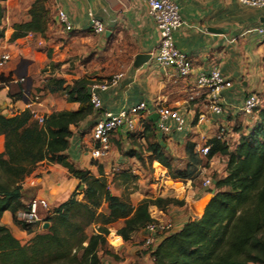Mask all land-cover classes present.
I'll return each mask as SVG.
<instances>
[{"label":"crops","instance_id":"0c3cea01","mask_svg":"<svg viewBox=\"0 0 264 264\" xmlns=\"http://www.w3.org/2000/svg\"><path fill=\"white\" fill-rule=\"evenodd\" d=\"M32 1L3 2L6 15L0 53H8L10 60L4 64L7 67L0 71V76L11 80L7 84L0 81V109H8V117L24 110L27 91L20 88L15 95L9 91V88L21 84V79L13 77L17 60L22 63L23 58L32 59L34 63L35 59L44 56L48 69L60 65V72L54 70L49 78L58 76L64 80L65 85H71L74 80L81 78L87 79L89 83H104L114 75L121 74L116 86L97 91L102 110L94 111L76 126H71L72 136L68 139L69 146L64 153L77 169L87 170L95 177L99 176L100 168L113 195L120 196L123 193L110 188L111 178L114 183L121 181V187H124L128 180L130 182L131 178H136L145 171L136 157L125 153L136 149L132 145L134 141L145 144L139 136L144 128L137 124L133 132L117 130L110 137L108 155L95 160L91 157L94 148L91 130L102 111L117 113L144 102L149 109L147 120L150 121L149 117L155 114L157 105L178 110L184 119L182 131L172 129L169 134L162 135L157 132L155 122L150 121L169 158L177 157L175 152L178 151L185 156L183 149L186 142L194 143L199 154L198 151L205 146V142L214 137L226 141L229 151H232L240 137L246 135L256 123V113L245 116L241 107L245 97L252 93L259 95L264 101V35L257 31L264 27V9L244 7L236 0H170L178 6L183 21L181 28L174 33V42L189 57L192 67L188 78H179L172 69L161 67L151 57L139 67L133 66L136 55H151L157 44L154 22L141 0H47L50 21L44 37L30 33L9 41L12 25L29 21L28 9ZM58 10L64 11L71 21L73 29L70 32H63L57 25ZM90 15L104 24L105 32L102 35H95L91 31ZM41 47L44 52L36 50ZM33 65L37 66L35 63ZM214 69L231 82V87L221 93V114H214L209 110L207 91L195 84L198 75ZM42 91L47 94L41 98L39 106L35 107L41 115L75 110L78 106L67 102L63 92H57L64 96V100L60 102L53 98L56 93H49L43 88L38 89L36 92L39 94L35 93L34 97L44 93ZM12 109L15 111L13 114ZM0 140L2 152L1 136ZM226 161V156L216 155L206 165L197 167L202 181L205 178L211 179L208 188L197 186L190 179L169 181L179 185L180 190L169 187L171 184L166 185L169 178L164 172H168V169L162 163L154 162L149 166L153 167V180L157 176L159 189H163L154 195L140 192L131 194V203L136 206L145 198L183 201L182 206H169L165 212L155 207L149 208L153 218L170 220L179 229L189 219L202 215L207 204L203 202L205 197L211 191L214 194L216 192L214 178H221L226 174ZM78 182L60 165L41 162L22 184V202L26 207L31 199L43 198L54 209L71 196ZM133 195H137L135 203ZM78 199H81V195H78ZM197 208L201 209L198 214L195 211ZM0 222L16 239L17 236H30L13 224L9 212L3 214ZM122 225L123 221H117L108 227L107 255L101 258L100 264H152L149 253L142 251L139 245L146 236L145 231L135 233L131 240L124 242L116 233ZM36 230L38 231L37 228Z\"/></svg>","mask_w":264,"mask_h":264},{"label":"trees","instance_id":"16d2710c","mask_svg":"<svg viewBox=\"0 0 264 264\" xmlns=\"http://www.w3.org/2000/svg\"><path fill=\"white\" fill-rule=\"evenodd\" d=\"M5 0H0V42L4 38L3 21ZM47 0H33L29 21L12 25L9 41L30 33L44 37L50 21ZM10 78L0 76L7 84ZM7 81V82H6ZM89 81L77 79L65 85L62 78L53 77L44 82L49 93L63 92L67 102L77 104L75 110H62L44 115L43 123L33 119L30 111L13 116L0 113V219L5 212L12 215L17 226L30 238L21 244L10 231L0 224V264H100L106 256L108 227L123 221L117 235L127 242L147 224L154 222L150 207L165 212L169 206H182L183 201L168 198H145L134 206L128 195H113L99 168V176L77 169L65 153L71 126L94 112L89 101ZM257 120L246 135H242L234 150L229 151L226 141L211 138L205 142L208 153L200 155L195 144L186 142L183 153L186 164L174 170L172 158L157 139L156 131L148 120L142 122L139 134L145 144L125 152L136 157L143 167L162 163L174 179L195 180L197 167L206 165L214 156H226V174L214 178V196L202 215L189 219L179 229L174 227L165 235H156V246L151 252L152 264H264V101L256 111ZM41 162L57 164L67 169L78 180L71 196L51 211L48 228L28 226L16 219L24 210L21 182ZM82 188L80 189V187ZM81 195V199H78ZM196 213H200L197 208ZM95 230L88 235V227ZM146 235V233H145Z\"/></svg>","mask_w":264,"mask_h":264},{"label":"built area","instance_id":"2783aa9c","mask_svg":"<svg viewBox=\"0 0 264 264\" xmlns=\"http://www.w3.org/2000/svg\"><path fill=\"white\" fill-rule=\"evenodd\" d=\"M149 16L152 18L157 32V44L155 52L150 57L161 67L170 68L179 78H188L191 75L192 67L189 57L179 50L174 42V33L181 28L183 21L180 16L178 6L170 0H141ZM239 5L249 8L264 9V0H236ZM90 29L95 35H102L105 32V26L101 20L90 15ZM56 23L63 32H70L73 29L72 23L67 14L58 10L56 12ZM264 35V27L257 29ZM10 60V55L6 52L0 53V68ZM121 74L114 75L109 81L104 83L93 82L88 86L89 101L94 111L102 110V102L97 91H104L109 86H116ZM23 79L19 81L21 83ZM15 82V81H14ZM17 83V82H16ZM195 84L200 89H205L208 96V108L214 114L223 112L221 106V93L231 87L228 81L218 70L214 69L208 73H201L197 76ZM41 100L35 96L33 100L24 105V110L30 111L33 119L39 124L43 123L44 115H41L36 109ZM263 100L257 94H249L245 97L241 112L245 116H252L262 105ZM149 109L144 102L138 103L130 108L120 110L117 113L102 111L101 117L93 124L91 138L94 148L91 151V157L95 160L102 159L108 155L109 142L111 135L117 130L124 129L127 132H133L136 125L147 120ZM157 115L155 128L162 135H167L172 129L182 131L184 119L178 110L168 108L164 105H157L154 109ZM208 146L199 149L200 155L208 153ZM211 185V179L205 178L202 181V187L208 188ZM51 210L47 201L43 198L31 199L24 210L16 213L18 222L32 227H41L46 223ZM147 224L144 228L146 236L140 244L141 250H145L151 257V252L156 246V235H165L174 229V224L170 220H157ZM13 221V219H12ZM1 224V222H0ZM13 224L17 226V224ZM20 229V228H19ZM152 259V257H151Z\"/></svg>","mask_w":264,"mask_h":264},{"label":"rangeland","instance_id":"374dc122","mask_svg":"<svg viewBox=\"0 0 264 264\" xmlns=\"http://www.w3.org/2000/svg\"><path fill=\"white\" fill-rule=\"evenodd\" d=\"M126 42H127V40H126ZM43 49L44 48L41 47V48H37L36 50H39L40 52H44V51H42ZM22 61H23L22 63L21 62L18 63V60H17V67L15 68V72H14V77L13 78H16L17 80L23 79V81L21 82L19 87H17V85H16V87L14 86L13 88H9V91L11 90V93L15 95V93H17V91L20 88L25 89V91H27V94L25 96V101H24V104H25L26 102H28L29 99L33 100L35 93L39 94V92H36V91L38 89L40 90V89L43 88L44 82L49 78V76L54 72V70H58V72H60L61 67H60V65L59 66L56 65V66H51L50 69H48L47 68L48 62H47L46 59H44V56H41L39 59L38 58L35 59L34 63L37 66L33 65L34 63H32V61H33L32 59L31 60H27L26 58H23ZM6 67L7 66H3L2 68H0V71L5 69ZM55 76H56V74H55ZM66 79H69V78H66ZM93 82L94 81H92L90 83H93ZM0 86H2V85H0ZM42 92H44V93H40L41 95H38L40 97V100H41V98L45 97L46 94H47V93H45V91H42ZM53 98L55 100H57V102H60L61 100H64V96L61 93L54 94ZM11 112L13 114L15 112L14 109H12ZM0 113L5 115V116L7 114H10L9 110L8 109H4V107H1ZM136 144H137L136 142L132 143V145H134V146ZM137 145H139V144H137ZM1 149H2V141L0 140V150ZM175 154L177 155V157L172 158L173 169L174 170L183 169L185 167L186 157L180 155V154H182V153H180V151L175 152ZM144 169H145V171H143L142 175H138L136 178H131L130 182L128 180L127 185H125L124 187H121L122 186L121 185V181H120V183L119 182L118 183H114V181H112V178L110 177L111 178L110 188L117 189V190H119V192L122 191V193L124 195H128L129 196L131 202H132V200H131L130 195L131 194H135L136 192H140L142 194L144 193L146 195H154L157 192L160 193V191L163 189V187L159 189L160 183L158 184V182H157L159 180L157 176H156L157 179L155 181L153 180V178H154V176H153V167L151 168V167L148 166V167H146ZM159 169L161 171V168H159ZM33 172L30 175H32ZM164 175L169 178L166 181V185H170L171 184L169 182L170 180H172V181L173 180L174 181L177 180L179 182L181 181L180 179H173L172 175L169 174L168 172H164ZM29 176H27V177H29ZM27 177H25V178H27ZM25 178L21 182V185L24 183ZM161 179L163 180L164 177H162ZM201 179H202L201 176L198 175L197 178L194 180L195 184L197 186H202V180ZM156 183L158 185H156ZM162 184L164 185V183H162ZM169 187L174 188V189H178V190L181 189V188H179V185H177V184H171ZM208 195H210V193ZM208 195L205 197V200L203 201L204 203H207V204H208V202L210 200V197ZM136 198H137V195H133L132 199H133L134 203L136 201ZM50 210L52 211L53 208L50 207ZM36 228H38V227H36ZM36 228H35V231H37ZM94 230H95V227L94 226H90V227L87 228L86 232H87L88 235H91L94 232ZM29 238H30V236H26V235L25 236H17V240L21 244L27 243ZM106 243H107V241H106ZM140 244H141V242L139 243V245ZM142 251H145V250H142Z\"/></svg>","mask_w":264,"mask_h":264},{"label":"water","instance_id":"95a60500","mask_svg":"<svg viewBox=\"0 0 264 264\" xmlns=\"http://www.w3.org/2000/svg\"><path fill=\"white\" fill-rule=\"evenodd\" d=\"M212 30H213V29H212ZM149 59H150V55H149V54H138V55H136L135 58H134L133 66H134V67H139L141 64L147 62ZM18 87H19V86H18ZM156 119H157V115H156V114L151 115V116L149 117V120L152 121V122H155ZM81 187H82V186H81ZM208 196L210 197V200H211V198L214 196V191H211V192H210V195H208ZM210 200H209V201H210ZM48 226H49V224L46 222V223H44V224L42 225V229L44 230V229L48 228Z\"/></svg>","mask_w":264,"mask_h":264},{"label":"bare ground","instance_id":"6f19581e","mask_svg":"<svg viewBox=\"0 0 264 264\" xmlns=\"http://www.w3.org/2000/svg\"><path fill=\"white\" fill-rule=\"evenodd\" d=\"M196 211H197V209H196Z\"/></svg>","mask_w":264,"mask_h":264}]
</instances>
